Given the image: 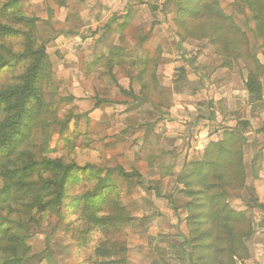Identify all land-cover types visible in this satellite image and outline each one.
I'll return each instance as SVG.
<instances>
[{
	"label": "rangeland",
	"instance_id": "374dc122",
	"mask_svg": "<svg viewBox=\"0 0 264 264\" xmlns=\"http://www.w3.org/2000/svg\"><path fill=\"white\" fill-rule=\"evenodd\" d=\"M176 1L152 0L153 9L145 7L136 17L138 20L133 17L129 25H138L145 40L150 35L159 38L146 44L142 55L154 62L155 69L158 64L167 66L160 69L165 87L172 81L183 83V71L190 75L191 85L186 91L198 101L194 117L206 120L212 117L211 109L224 108L220 103L229 105L224 108L227 120L222 122L235 120L238 124L231 128L222 122L215 123L209 132L220 131L222 137L228 131H238L244 139L240 149L244 173L232 165L240 157L237 151L231 158L225 157L223 162L227 165L215 168L204 181L206 186L215 185L206 193L207 197L220 200L204 208L212 214V220L206 217L201 225L187 222L189 215L202 210L188 207L189 198H185L184 186L177 178L186 171L188 163L199 161L201 156L183 157L175 166V194L168 188L156 192V176L150 165L156 164L157 157L152 153L140 160L137 156L143 147L134 139L139 130L120 137L122 123L125 127L138 120H154L158 115L149 109L172 92L165 88L159 97L150 99L145 92L136 94L113 85L104 88V84L111 82L108 76L98 81L84 78L85 87L92 80L102 85L94 92L80 84V77L60 80L57 59H63L67 53L46 49L55 60L48 78L37 81V94L30 104L28 137L14 152L0 151V264H10L9 260L14 261L12 264H61L62 260L68 264L76 254L82 264H98L93 258L94 249L101 248L112 253L107 260L121 259L128 264L134 261L132 255L136 250L152 254L158 247L164 248L169 261L186 264L180 244L181 250L172 251L182 242V235L187 238L184 250L191 253L195 264H259L258 259L264 258V237L260 231L264 210L254 201L253 205L247 204L245 200L252 199L247 197L249 191H244L250 176L245 172L244 148L254 136L257 141L262 139L258 130L264 133V16L258 11L264 9V0H216L226 21H219L214 14H201L183 22L182 27L175 21ZM4 2L0 0V24L9 25L16 32L0 38V90L22 83L30 62H16L13 55L35 48L45 32L40 22L30 29L32 24L27 21L35 17V9L29 0L7 11L1 10ZM186 33L188 37H184ZM200 35L203 38H198ZM108 40L112 44L114 38L108 37L105 42ZM122 41L120 49L128 53L126 62L115 69L117 80L121 79V71L122 75L134 74L137 67L132 64L133 51L137 56L141 54L133 36ZM249 74L259 83L255 95L246 88ZM180 86L183 88L184 84ZM200 90L204 92L201 94ZM200 94L202 98L198 100ZM231 107L232 111L227 112ZM4 115V108L0 107V125ZM43 160H57L74 169L66 180L58 207L53 203L54 190L47 188L53 174L38 165ZM18 169H27V174H31L25 177ZM15 171L18 175L14 180L10 177ZM19 178L22 180L18 181ZM102 179L112 186L110 191L99 190ZM16 182L23 187L15 189L10 185ZM9 185L10 192L4 198ZM170 194L180 199L164 203L162 198ZM234 254L239 259H234Z\"/></svg>",
	"mask_w": 264,
	"mask_h": 264
},
{
	"label": "crops",
	"instance_id": "0c3cea01",
	"mask_svg": "<svg viewBox=\"0 0 264 264\" xmlns=\"http://www.w3.org/2000/svg\"><path fill=\"white\" fill-rule=\"evenodd\" d=\"M29 4L35 9L34 16L39 20L45 31L43 40L46 49H55L67 53L63 59H57V76L60 80H68L70 76L72 79L80 77L79 81H82L80 84L85 87L84 78L93 77L94 80L98 81L99 78L108 76L111 82L106 81L104 88L110 87V85L119 86L124 91L131 89L139 94L144 84L145 87L147 86L146 91H148L150 99L159 97V92L165 88V90L172 92L167 99L162 101L164 109L162 103H157L149 109V111L158 115L154 120H138L136 124L126 125L125 127L122 123L120 137H123V135L128 136L129 132L139 130L134 135V139L137 138L143 147L139 149L140 154L137 156L140 160H145L149 154L153 153L158 159L156 164L150 165L153 174L156 176L154 190L157 192V190L168 188L169 191L173 190L172 194H175L174 191L178 187L175 177L172 176L177 173L175 166L179 164L180 159L183 157L191 159L193 156H202L208 143L218 141V138L221 137L220 131L210 133L209 129L215 126V123L221 124L223 120H227L224 108L229 105L220 103L224 108L219 111L214 108L211 109L213 110L211 118L208 117L206 120L197 119L193 116V112L197 110L194 108L197 106L198 101L196 102L197 99L194 100L192 94L190 95L186 91L187 86L191 85L189 83L192 80L190 75L183 71L182 74L185 76L183 83L172 81L170 85L165 87L166 84L162 81V71L160 70L162 66H164V69L167 67L164 64H158V67L153 71H146L142 77L143 80H139L138 77L141 71L138 68L139 66H136L137 70L134 71L133 75L127 73V75H122L121 71V79L117 80L115 69L118 64L120 66L121 63L126 62L124 59L128 53L120 49L123 47V44H121L123 38L133 36L137 40V50L141 54L137 56L133 51L132 57L135 61L146 58L144 57L146 54L142 55L146 51V44L156 39L159 40V38L151 35L145 40L141 31L137 30L139 29L138 25L137 27L129 25L130 19H133V17L135 21L138 20L137 18L145 7H149V10L153 9L150 6L154 4L152 0H29ZM123 24L125 26L122 27ZM129 30L132 32L129 33ZM155 32L156 30L152 31L153 36H155ZM112 34L118 36L115 37ZM108 37L114 38L112 44L109 40L108 43L105 42ZM157 44L160 43L157 41ZM70 46H73V48ZM71 57L72 61L69 60ZM49 59L51 63L52 60H55L50 55ZM159 63H161V58ZM184 69L187 70V68ZM180 84H184V87L182 88ZM98 86L102 88L101 84L96 85L92 80L88 82L86 87L90 90L94 89L95 92ZM202 92L204 91L200 90L201 94ZM201 94L198 100L202 98ZM212 105H215V103H212ZM93 109L95 112L97 111L95 105H93ZM229 111H232V107L227 112ZM222 124L234 128L238 123L234 120L232 122L224 121ZM131 126L139 129L133 130L134 128ZM216 128L219 129L218 126ZM257 134H260L262 139L257 141L254 136L244 148L245 172L250 174L245 183L244 191H249L247 197L252 199L251 202L246 200L245 202L253 205L254 201L264 207V133L258 130ZM173 196L171 197L170 194L166 198L163 197L162 200L165 203L180 199L179 196ZM261 227L263 228L260 231L263 232L264 237V226ZM179 244L178 242V247L173 249V252L180 249ZM157 252L159 257H157ZM164 252L165 250L162 247L153 249L152 254H148L143 250H136L132 255L134 261L128 262V264H183L173 260L169 261L164 256ZM76 257L79 258L76 254L74 261L68 262V264H82ZM65 262V260H62L61 264H66ZM258 262L264 264V258L262 260L258 259ZM47 263L51 264L49 261Z\"/></svg>",
	"mask_w": 264,
	"mask_h": 264
},
{
	"label": "trees",
	"instance_id": "16d2710c",
	"mask_svg": "<svg viewBox=\"0 0 264 264\" xmlns=\"http://www.w3.org/2000/svg\"><path fill=\"white\" fill-rule=\"evenodd\" d=\"M24 0H5L1 10L7 11L13 8H16L22 4ZM191 4L192 8H189L188 5ZM218 2L216 0H177L175 2V7L177 9L175 21L181 25L186 20H191L196 15H212L216 17L219 21H226L227 18L224 13L218 8ZM259 13L264 16V9L261 7ZM214 12V13H213ZM204 15V16H205ZM26 20V19H25ZM28 20V19H27ZM32 25H29L30 29L33 28L39 20L37 18H30L28 20ZM125 24L122 25V27ZM184 25V31H185ZM180 27V28H181ZM15 29L6 24H0V38L13 35ZM188 37L187 33L186 36ZM198 38H203V35L198 36ZM35 48L27 49L23 53H15L13 58L16 62L29 61L30 64L26 69L25 75L22 78V83L7 87L0 90V107L4 108L5 115L3 118V123L0 125V151L12 153L15 149L23 144L29 134V120L31 118V107L30 104L32 99L35 98L37 94V81L42 78H48L50 75V70L52 63L49 59V56L46 52V47L44 40L41 39L38 45H34ZM151 63V64H149ZM132 64L136 65L141 69L138 77L139 80H143L142 77L144 73L148 70L153 71L155 69L154 62L149 58L139 59L138 61L132 60ZM153 66V69H150V66ZM259 87V83L254 77V75L249 74L246 88L251 95H255ZM147 86L143 84L141 92L148 93ZM149 94V93H148ZM37 102V101H36ZM242 137L238 135V131L232 130L223 134L221 139L217 142H210L205 147L201 159L197 162H190L185 167V172L179 175L178 182L182 184L183 191L186 192L185 198H189V208L196 209L199 208L202 211L197 215H189L187 222H197V225H201L202 222L207 221L206 217H209L212 220V214L206 213L204 208L217 204L220 200L218 197L212 196L207 197L206 193L212 190L215 185H204L205 179L208 177L209 173L217 167H222L227 165L223 162L225 157L226 159L232 157L235 151L239 153V158L237 157L236 163L232 162V165L237 166L240 172H243V163H242V154L240 149L243 145ZM43 169L51 171L53 174V179L47 182V188H52L54 190L53 203L55 207H58L61 204V199L64 196V187L66 180L73 175L74 169L71 165L63 164L57 160H43L39 164ZM222 165V166H221ZM229 165V163H228ZM20 173L26 174L25 177H29L31 172L27 174V169H18ZM15 171L12 177L16 179L18 172ZM244 173V172H243ZM123 176L128 177L127 174ZM22 179H18L21 181ZM177 182V180H176ZM177 182V184H178ZM15 187V189H20L23 186H20L18 182L10 184ZM10 185L6 187L3 197H7L10 192ZM243 186V183H242ZM196 187V188H195ZM198 187V188H197ZM112 186L107 184L106 179L101 180L100 189L111 190ZM241 189V183L238 186ZM261 209L264 210V207L258 205ZM227 216H229L227 214ZM182 242L180 243L183 253L184 260L186 264H195L192 260L190 252L185 251V246L187 245L186 236L182 235ZM94 256L98 264H125V261L119 260L116 262L109 261V256L112 255L111 252H108L106 248L94 249ZM234 259H239L235 254L233 255ZM17 262V261H16ZM9 263H14L13 260H9Z\"/></svg>",
	"mask_w": 264,
	"mask_h": 264
}]
</instances>
